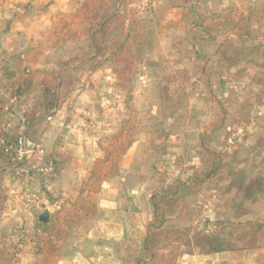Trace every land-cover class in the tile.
Returning a JSON list of instances; mask_svg holds the SVG:
<instances>
[{"label":"crops","instance_id":"obj_1","mask_svg":"<svg viewBox=\"0 0 264 264\" xmlns=\"http://www.w3.org/2000/svg\"><path fill=\"white\" fill-rule=\"evenodd\" d=\"M95 1L57 0L49 11L34 16L31 25L23 15L11 28L2 24L7 13L0 11V74L15 75L8 85L19 86L20 98L27 103L29 132L56 159L47 184L35 180L25 185L12 178L0 154V264H9L15 233L24 229L27 238L20 244L19 264H123L129 255L121 249L124 244L133 247L135 257L146 253L145 236L154 217L152 183L161 176L159 164L167 155L161 137L151 140L154 131L144 124L153 113L158 115L161 133L167 122L161 117L164 89L154 92L157 82L144 57L156 58L169 50L170 38L179 37V27L185 29L191 9L132 0L128 5L140 10L125 18L130 37L121 40L112 25L106 38L111 61L99 66L101 62L92 65L99 54L94 37L103 22L85 18L83 11L75 14L76 3L85 11ZM116 4L119 7L120 1ZM115 13L111 20L122 18ZM83 26L96 29L84 33ZM72 30L82 42L70 39ZM89 49L90 56L72 63L71 57ZM157 98L160 108L151 110ZM136 119L139 129L132 127ZM29 193L43 195L46 202L60 200L61 210L42 223L45 208H25ZM259 209L264 213V201ZM259 253L186 254L179 263L259 264Z\"/></svg>","mask_w":264,"mask_h":264},{"label":"rangeland","instance_id":"obj_2","mask_svg":"<svg viewBox=\"0 0 264 264\" xmlns=\"http://www.w3.org/2000/svg\"><path fill=\"white\" fill-rule=\"evenodd\" d=\"M56 1L0 0V11L7 13L2 24L11 28L26 15L31 25L34 16L49 11ZM119 1L118 7L117 0H97L85 11L84 5L75 4V14L83 11L85 18L103 22L94 37L99 54L92 65L110 63L106 38L112 25L121 40L130 37L125 18L138 15L140 8L128 5L132 0ZM155 1L161 7L168 2L190 8L191 16L185 29L179 27V37L171 36L169 50L158 52L156 58L144 57L157 82L154 92L164 89L161 117L167 130L159 133V116L154 113L144 126L154 131L151 140L161 137L167 160L159 164L160 180L152 183L153 204L159 208L158 212L154 208L145 236L146 241L149 231L156 234L157 249L146 250L144 242L146 253L135 257L133 247L124 244L121 249L129 254L123 256L125 264H180L186 254L264 253V227L259 230L264 226L259 209L264 201V0H151L150 4ZM118 12L122 18L111 20ZM90 28L83 26L82 31L96 29ZM74 33L69 31L70 39L82 42ZM86 51L71 57L72 63L82 62L93 52ZM154 108H160L158 98ZM138 120L132 126L135 129H139ZM246 125L252 128L245 129ZM208 235L226 250L206 252ZM15 247L9 252V264Z\"/></svg>","mask_w":264,"mask_h":264},{"label":"built area","instance_id":"obj_3","mask_svg":"<svg viewBox=\"0 0 264 264\" xmlns=\"http://www.w3.org/2000/svg\"><path fill=\"white\" fill-rule=\"evenodd\" d=\"M14 79L15 75H0V154L12 178L25 185L35 180L47 184L53 177L56 159L48 155L44 145L29 132L27 103L20 98L19 86L8 85ZM61 205L58 199L46 202L39 193L25 196V208L29 212L45 208L51 216L61 210ZM15 234L17 238L12 264H19L20 244L27 238V230Z\"/></svg>","mask_w":264,"mask_h":264},{"label":"trees","instance_id":"obj_4","mask_svg":"<svg viewBox=\"0 0 264 264\" xmlns=\"http://www.w3.org/2000/svg\"><path fill=\"white\" fill-rule=\"evenodd\" d=\"M153 205H154V208H156L157 212H158L159 206L156 204H153ZM155 212H156V210H155ZM263 227L264 226H260L259 230H263ZM241 235H242V233H241ZM207 246H208V250L206 252H208V253L209 252H217L216 247H215V241H214L212 235L207 236ZM145 248L148 251H153V249L154 250L157 249V237H156L155 233H152L149 231L147 238H146V241H145ZM227 251H230L228 246H227ZM256 260L259 264H264V253H259Z\"/></svg>","mask_w":264,"mask_h":264},{"label":"water","instance_id":"obj_5","mask_svg":"<svg viewBox=\"0 0 264 264\" xmlns=\"http://www.w3.org/2000/svg\"><path fill=\"white\" fill-rule=\"evenodd\" d=\"M0 49H1V45H0ZM40 221L44 224L49 223L50 220V211L48 209H46L39 217ZM214 241H215V247L217 249L218 252H222L226 250V247L222 246V244L219 242V240L217 238L214 237Z\"/></svg>","mask_w":264,"mask_h":264}]
</instances>
